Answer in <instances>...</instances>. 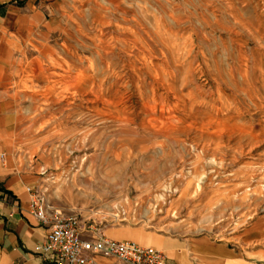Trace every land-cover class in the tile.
<instances>
[{
    "label": "rangeland",
    "instance_id": "obj_1",
    "mask_svg": "<svg viewBox=\"0 0 264 264\" xmlns=\"http://www.w3.org/2000/svg\"><path fill=\"white\" fill-rule=\"evenodd\" d=\"M35 6L0 127L39 201L86 235L207 236L264 264V0Z\"/></svg>",
    "mask_w": 264,
    "mask_h": 264
},
{
    "label": "crops",
    "instance_id": "obj_2",
    "mask_svg": "<svg viewBox=\"0 0 264 264\" xmlns=\"http://www.w3.org/2000/svg\"><path fill=\"white\" fill-rule=\"evenodd\" d=\"M36 4L37 0L26 3L27 9L33 12L28 16L14 2L0 3V75L4 72L3 62L9 60L10 55L26 50L23 44L30 41L36 29L38 35H42V14ZM34 19L41 22H33ZM5 133L7 131L0 127V264H51L52 254L37 249L48 237L51 225L34 216L33 193L28 191L34 185L33 177L15 171L7 157L6 147L1 143ZM140 235L127 233L107 236L117 241H127V236ZM143 240L161 248L167 264H263L241 258L228 246L207 236L182 241L145 235ZM94 261L95 264H124L115 258L100 255Z\"/></svg>",
    "mask_w": 264,
    "mask_h": 264
},
{
    "label": "built area",
    "instance_id": "obj_3",
    "mask_svg": "<svg viewBox=\"0 0 264 264\" xmlns=\"http://www.w3.org/2000/svg\"><path fill=\"white\" fill-rule=\"evenodd\" d=\"M33 193L34 216L51 225L45 241L37 246L39 251L51 253V264H95L97 255L115 258L124 264H167L160 249L142 246L132 240L117 241L104 234L86 235L81 222L73 216H63L55 209H48Z\"/></svg>",
    "mask_w": 264,
    "mask_h": 264
},
{
    "label": "bare ground",
    "instance_id": "obj_4",
    "mask_svg": "<svg viewBox=\"0 0 264 264\" xmlns=\"http://www.w3.org/2000/svg\"><path fill=\"white\" fill-rule=\"evenodd\" d=\"M241 73V72H240ZM231 74H233L234 75V73H231ZM235 76V75H234ZM232 77V76H231ZM233 78V77H232Z\"/></svg>",
    "mask_w": 264,
    "mask_h": 264
}]
</instances>
